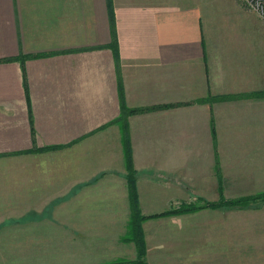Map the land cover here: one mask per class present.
<instances>
[{
	"label": "crops",
	"instance_id": "1",
	"mask_svg": "<svg viewBox=\"0 0 264 264\" xmlns=\"http://www.w3.org/2000/svg\"><path fill=\"white\" fill-rule=\"evenodd\" d=\"M22 55L38 57L22 64ZM121 87L128 106L153 108L127 124L137 163L158 173L140 175V193L153 194L157 208L186 192L210 202L264 192V22L257 14L236 0H0V156L31 153L32 113L40 146L96 144L108 156L96 175L108 171L102 181L126 190ZM73 205L82 211L72 217L29 218L37 233L16 244L21 258L7 255L13 259L0 264L137 257L136 244L123 240L128 201ZM240 211L204 209L218 231L198 214L145 220L147 264H264V205L246 210L254 215L247 232L239 229Z\"/></svg>",
	"mask_w": 264,
	"mask_h": 264
},
{
	"label": "rangeland",
	"instance_id": "2",
	"mask_svg": "<svg viewBox=\"0 0 264 264\" xmlns=\"http://www.w3.org/2000/svg\"><path fill=\"white\" fill-rule=\"evenodd\" d=\"M236 2L241 9L249 10L246 8L244 0H236ZM249 11L254 12L252 9ZM130 115L126 116V120ZM32 136L33 143L30 154L16 152V154H4L0 156V254L4 255V257L0 255V262L13 259L11 257L8 259L9 256L7 255L12 257L14 255L15 258H21L18 255L20 253L16 244L19 242L20 246H23L24 239H28L29 234H32V232L37 233L35 229L29 230V218H51L52 216L66 218L78 215V213L82 211V208L81 206L78 207V205H73L74 202L78 201L91 203L113 202L117 204H122L125 201L129 202L127 179V187L125 190L119 181H102L107 178L108 171H102L100 175H96L98 172L97 170L107 167L104 164L106 163V157H108L104 152L99 151L96 144H79V146H75V148L72 147V144L61 145L62 147L60 148L33 152V148L51 145H39L36 138L35 127L34 134L32 130ZM131 148L140 205L142 200L145 206L149 205V208H146V210L141 209L145 216L161 214L154 218H167L198 214L197 216H199V218H208L209 221H213V224H208V231H215L216 228L218 229V225L214 224V219L211 218V215L201 213L204 209L211 207L201 208L189 213L164 214L173 206L182 203L202 205L203 203L210 202L202 198L199 193L186 192L184 194H178L176 197L172 196L170 198V204L158 208L156 207L153 194L145 193V195H142V193H140L141 176L143 175L144 178L150 176L152 178L157 176L158 173L157 171L151 170L150 166L146 168L148 163L144 160L138 164L132 144ZM123 157V169L126 178L127 166L124 144ZM186 182H188V178L186 181H183L182 185L184 186ZM259 194L262 193L255 195ZM164 195L167 196V194ZM158 203H160V205L162 204V202ZM263 205L264 203L258 201L251 204L249 208H240L239 229L241 232L249 231V226L251 225L250 221L253 222L252 218L254 215L248 214L246 210H258L262 208ZM129 215H131V211ZM226 227L227 226H225V228ZM5 245L6 249L3 251L2 249ZM12 264H14V262Z\"/></svg>",
	"mask_w": 264,
	"mask_h": 264
},
{
	"label": "trees",
	"instance_id": "3",
	"mask_svg": "<svg viewBox=\"0 0 264 264\" xmlns=\"http://www.w3.org/2000/svg\"><path fill=\"white\" fill-rule=\"evenodd\" d=\"M113 22V39L110 44V47L113 50V53L115 55L116 60H119V48H118V39L117 34L114 27V16L112 17ZM31 57H38V55H22L18 58L24 64L25 60ZM24 82H25V88H26V94L27 99L29 101V93H28V87H27V80L26 75L24 74ZM120 95V101H121V116H119L117 122L122 121L123 125V144H124V151H125V160H126V166H127V176L126 179L128 180V187H129V203H130V223H129V229L127 236L123 238L124 241H132L136 244L137 247V257L135 259H126V258H120L109 262L99 263V264H147L146 261V253H147V247H146V241L145 236L142 228V224L145 220L149 218L157 217L158 215H152V216H145L142 213L141 205L139 201L138 196V190H137V180H136V174L133 168V158H132V148H131V140L129 136V128L126 120V116L134 113H141L148 111L153 108H130L127 106L125 102V98L123 95L122 87L119 90ZM30 119L32 124V130L34 134V121L32 113H30ZM126 122V123H125ZM61 145H51V146H44L39 148H33V152H40L45 150H50L54 148H60ZM262 202L264 203V193L254 196H247V197H241V198H235V199H229V200H221L219 202H206L202 205H196L194 203H182L180 205H175L171 209H169L164 214H180V213H189L197 211L198 209L205 208V207H211V208H218V207H224V206H231V207H237V208H249L251 204H254L256 202Z\"/></svg>",
	"mask_w": 264,
	"mask_h": 264
},
{
	"label": "built area",
	"instance_id": "4",
	"mask_svg": "<svg viewBox=\"0 0 264 264\" xmlns=\"http://www.w3.org/2000/svg\"><path fill=\"white\" fill-rule=\"evenodd\" d=\"M247 9H252L264 22V0H244Z\"/></svg>",
	"mask_w": 264,
	"mask_h": 264
}]
</instances>
